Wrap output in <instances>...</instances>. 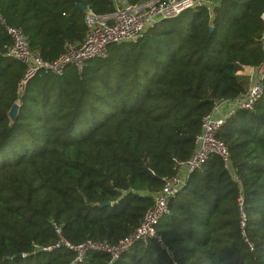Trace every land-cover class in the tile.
<instances>
[{
	"label": "trees",
	"instance_id": "obj_1",
	"mask_svg": "<svg viewBox=\"0 0 264 264\" xmlns=\"http://www.w3.org/2000/svg\"><path fill=\"white\" fill-rule=\"evenodd\" d=\"M117 1L0 0V264H264V91L216 132L229 167L212 153L168 195L155 229L171 256L150 239L112 261L99 250L78 261L63 243L130 235L165 181L181 176L204 115L245 93L238 72L264 58V0H220L17 91L25 67L6 54L2 21L53 61L84 40L86 9L106 14Z\"/></svg>",
	"mask_w": 264,
	"mask_h": 264
},
{
	"label": "built area",
	"instance_id": "obj_2",
	"mask_svg": "<svg viewBox=\"0 0 264 264\" xmlns=\"http://www.w3.org/2000/svg\"><path fill=\"white\" fill-rule=\"evenodd\" d=\"M217 1V2H216ZM220 0H149L143 4L132 6L125 1H117L114 10L97 15L91 10L85 11L87 26L86 36L82 43L65 45L63 53L53 61H46L29 49L28 41L21 29L9 26L2 21L4 32L11 39V46L6 54L21 62L25 69L22 79L18 82L17 91L21 93L26 84L37 75H63L69 67L81 68L88 60L104 59L109 55V47L114 44L135 42L142 38L153 26L163 18H174L182 12L205 5L210 8ZM264 20V13L262 14ZM264 47V32L262 34ZM247 78V90L233 100L234 106L226 113H215L220 103H215L210 112L201 119V132L196 137V149L186 161L181 170V176H174L165 181L163 189L154 197L153 206L143 215L140 225L130 235L118 240L116 244L96 243L85 241L80 244L65 246L75 251V259L81 261L89 251L99 250L110 255L111 261L127 251L138 242L147 243L152 239L161 247L167 256L172 255L161 236L156 232L155 225L159 219L168 213L167 197L180 185L183 174L187 171L202 170L204 162L210 154L218 155L225 166L229 167V151L226 144L216 138V132L224 118L236 108L252 109L264 91V58L256 66H242L238 72ZM24 92V91H23ZM58 231V229H56Z\"/></svg>",
	"mask_w": 264,
	"mask_h": 264
},
{
	"label": "crops",
	"instance_id": "obj_3",
	"mask_svg": "<svg viewBox=\"0 0 264 264\" xmlns=\"http://www.w3.org/2000/svg\"><path fill=\"white\" fill-rule=\"evenodd\" d=\"M218 106L219 107H218L217 112L215 113V116L217 113H222V114L226 113L231 107L234 106V101L233 100H226V101L221 102Z\"/></svg>",
	"mask_w": 264,
	"mask_h": 264
},
{
	"label": "water",
	"instance_id": "obj_4",
	"mask_svg": "<svg viewBox=\"0 0 264 264\" xmlns=\"http://www.w3.org/2000/svg\"><path fill=\"white\" fill-rule=\"evenodd\" d=\"M79 9L81 11L85 10V7L83 5H79ZM19 113V103L14 102L11 106V108L9 109V113L8 116L11 120H13L15 118V116Z\"/></svg>",
	"mask_w": 264,
	"mask_h": 264
},
{
	"label": "rangeland",
	"instance_id": "obj_5",
	"mask_svg": "<svg viewBox=\"0 0 264 264\" xmlns=\"http://www.w3.org/2000/svg\"><path fill=\"white\" fill-rule=\"evenodd\" d=\"M217 2V1H216ZM170 22L174 24L175 20L174 19H170ZM114 46V45H113ZM23 92V91H21ZM217 116V115H216Z\"/></svg>",
	"mask_w": 264,
	"mask_h": 264
}]
</instances>
